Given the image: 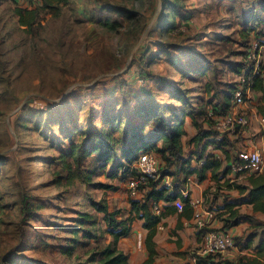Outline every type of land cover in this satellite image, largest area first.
I'll use <instances>...</instances> for the list:
<instances>
[{
  "label": "rangeland",
  "instance_id": "obj_1",
  "mask_svg": "<svg viewBox=\"0 0 264 264\" xmlns=\"http://www.w3.org/2000/svg\"><path fill=\"white\" fill-rule=\"evenodd\" d=\"M256 1L260 9L264 0ZM249 2L69 0L55 16L42 0H0V264H87L112 240L92 202L111 196L112 210L131 214L128 176L98 154L75 164L71 136L80 143L106 130L119 141L132 121L151 138L161 118L178 112L190 155L200 150L193 137L216 134L225 93L247 77L237 69L253 66L256 50L264 57V18L250 28ZM18 7L39 10L32 29L20 24ZM261 132L240 142L243 152H231L230 137L211 151L228 169L229 155L263 149L254 147ZM149 151L180 179L177 162ZM116 154L125 162L121 147ZM248 230L236 234L245 244Z\"/></svg>",
  "mask_w": 264,
  "mask_h": 264
},
{
  "label": "trees",
  "instance_id": "obj_2",
  "mask_svg": "<svg viewBox=\"0 0 264 264\" xmlns=\"http://www.w3.org/2000/svg\"><path fill=\"white\" fill-rule=\"evenodd\" d=\"M43 6L42 8L53 15H59L61 11V5H65L69 0H42ZM259 4L256 0L253 1L251 6L248 7V15L245 16L247 21L250 23L252 28L254 23H258L259 19L263 21V17H261L256 10L259 8L254 7V5ZM263 3V2H262ZM254 7V8H253ZM260 7L264 9V5ZM17 15L19 16V22L25 29H32V27L36 24L39 18V10L36 8H25L18 7L16 9ZM264 42V37H263ZM253 66L243 69H237L238 72L249 76L253 72ZM196 73L206 74V69L202 68L196 69ZM230 87L233 91L228 89V92L225 93L224 103L227 106L226 113L232 111V106L234 105L232 101L235 98V92L238 90V84H232ZM252 89H264L261 83L260 74H256L255 82L252 85ZM176 108V107H175ZM231 109V110H230ZM230 110V111H229ZM178 112V111H177ZM175 113V112H174ZM225 113V114H226ZM151 116V115H149ZM165 118H161L162 125L153 130L151 138H144L142 136L144 128L137 126L130 121L128 124V128L125 131V135L123 136V140L120 138L119 141L115 140L113 134L107 132L106 130H102L99 134L94 135L93 131L89 132V135L92 137L84 136L81 138V142L77 143L73 140L70 146L69 156H71L75 162V164L79 165L82 159V156H90L93 154H98L99 157L104 161V164H108L113 161L116 167V170H123V173L128 176H136L138 175L136 169L133 165L138 159L139 155L142 152H150L149 150H153L159 153L164 159L169 161V165L178 163V168L188 175L196 174L200 179H204L206 177V171L211 170L213 172V177L218 179L220 170L225 173V177L229 174L230 169L232 168V164L239 161L238 158L229 157V165L230 168L226 169L223 166V161L217 159L214 154H210L207 157L205 162L200 167H193L191 160L187 159L188 156H185V151L183 147V138L187 135V130L185 128V115H182L181 112L175 114H167L164 116ZM118 121V120H117ZM117 121L114 122L113 128L117 129ZM126 136V137H125ZM209 137L208 143L214 144L215 147H219L222 144H225L228 138H224L220 142H216L214 136H208V134H198L191 139V142H194L199 145V143L205 139V137ZM206 137V138H207ZM139 141L141 144H139ZM229 141V140H228ZM160 142L162 143L160 145ZM123 150V156L125 162H121V159L116 156L120 149ZM221 147L226 148V146L222 145ZM206 151V145L203 146L202 149L193 152L190 157H196L198 162L202 160L204 157V153ZM227 151V150H226ZM228 152V151H227ZM216 157V158H215ZM249 169V168H248ZM247 170V169H246ZM239 171V172H245ZM166 171V170H165ZM162 171L163 173H166ZM87 180L90 176H86ZM179 179V178H177ZM249 186L236 184V187L241 190V192H245L249 187V194L247 203L253 205L254 211H261L264 213V171L256 172L248 177ZM104 186V184H102ZM151 188L146 190V195L143 200H133V209L131 214L127 217L121 216V209L112 210L105 199H101L99 201H93L92 205L96 209L97 212L102 213L103 220L106 224V231L112 236V240L108 242L103 248L97 250L91 257V260L87 264H130L129 255L119 247V242L122 238L127 237L131 232V225L136 218L144 220V227L148 229V235L146 238V245L149 251V257L146 260V264L153 263L155 260V256L157 254L156 251V242L154 237L156 235V230L159 222L162 220V217L174 213L178 210V207L171 204L174 201L180 199L183 203L182 214L186 217H190L191 215L187 212L189 207H191L189 203V198L185 197L182 193L176 190H169L167 187L161 186L157 188L155 184H151ZM105 187H108L105 185ZM165 201L170 205L164 206V211L161 215L154 214L150 209V201ZM237 203L235 202H224L223 204L217 207L218 213L217 218L221 219L224 224L221 228H214L225 230L231 228L235 225H238L241 214L239 213L238 208H236ZM84 218L90 217L89 214H84ZM236 239L239 241L238 244L243 246L241 240L238 236ZM252 239H248V242L244 246L245 248H249L252 243ZM255 250L254 255L248 256L245 255L240 258L239 261H228L229 264H264V233L260 238L258 243L254 245Z\"/></svg>",
  "mask_w": 264,
  "mask_h": 264
},
{
  "label": "crops",
  "instance_id": "obj_3",
  "mask_svg": "<svg viewBox=\"0 0 264 264\" xmlns=\"http://www.w3.org/2000/svg\"><path fill=\"white\" fill-rule=\"evenodd\" d=\"M252 2L253 0H251L248 5L251 6ZM246 9H248V7H246ZM256 13L264 18V9H257ZM260 57H262V55ZM247 98L251 99H245L241 102L232 101L233 104H235L232 106V110L237 111V108H241L240 112L248 114L250 118L249 126L240 128L234 138H232V135L229 136L232 153H237L240 150L242 151L240 142L244 139L247 142L250 135L255 132L256 129L262 132L261 135H259L261 139H259V142L254 147L264 146V89L249 90ZM246 105L248 108L245 107ZM250 105L252 106L250 107ZM209 139V137L203 139L198 145L199 149H202L203 146L206 145V151L204 157L197 163L196 167H200L202 162H205L211 153L218 157L215 151H211V149L215 148V145L210 142L208 143L207 140ZM232 145H234L233 148ZM183 147L185 156H190L191 150H187L184 138ZM228 151H230L229 148ZM247 156L237 154L236 158L239 160L237 162L246 161L244 158ZM191 161L195 162L193 160ZM258 171H264V165L258 168L249 166V169L245 172L232 171L230 174L226 175V179L225 177L221 179V175H219L218 179L214 178L213 172L210 169L206 171V177L204 179H200L199 177L195 178L194 175L196 174H191L186 177V174L183 172H181L180 179H176L175 176L171 174L175 182L174 190L180 193H182V191H189L191 198H199L203 203L200 207H194L192 205L189 207L187 212L191 215L190 217L183 215V210H177L174 213L162 217L154 237L157 254L154 262L150 264H182L188 261L189 253L195 251L201 241V233H199L200 230L196 224L197 220L199 218H205L207 216V211L210 209L216 210L219 205L226 201L237 203L236 208H238L241 214L238 225L228 228L227 231L237 236V233L241 234L243 230L249 228L250 230H248V233L250 232L249 234H251L249 238L252 239V241L256 239L254 243V245H256L264 233V213L261 211H254L253 205L246 202L249 198V187L242 193L241 190L236 187V184L249 186L248 177ZM108 199L109 206L112 208L114 206L111 204L112 197L109 196ZM180 203L181 201L178 199L171 204L179 206ZM166 205L170 204L166 202ZM217 213L218 211H216L214 218L207 222V228H221L223 226L224 222L217 218ZM143 224V219L136 218L131 225L130 234L122 238L119 242V247L129 255L130 264H146L145 262L149 257V251L146 245L148 229H146ZM248 250L251 252H248ZM254 252L255 250L252 248L247 249L240 246L229 250L226 255L230 261H239L240 258L245 255H254Z\"/></svg>",
  "mask_w": 264,
  "mask_h": 264
},
{
  "label": "built area",
  "instance_id": "obj_4",
  "mask_svg": "<svg viewBox=\"0 0 264 264\" xmlns=\"http://www.w3.org/2000/svg\"><path fill=\"white\" fill-rule=\"evenodd\" d=\"M17 2H23L24 0H15ZM260 47L264 48V45ZM261 50V49H260ZM257 51L254 54L253 72L247 76L243 83L239 85L238 90L235 92V101L241 102L252 89V85L255 82L256 74H260L261 83L264 88V57L262 51ZM250 124V118L246 113L232 110L223 115L216 123V134L214 139L216 142L222 141L225 137L229 138L232 134H237L240 128H245ZM242 162H235L232 164L234 171H244L249 166H263L264 165V149L255 148L249 152L248 156L244 158ZM204 162H202L203 164ZM138 175L130 176L128 178V194L135 200H143L141 197L146 190L151 188V184H155L157 188L164 186L169 190L175 189L174 178L171 174H164L159 166L158 157L152 152H142L133 166ZM185 197L189 198L190 205L194 207H200L202 201L199 198H191L189 191H182ZM145 198V197H144ZM181 201V200H180ZM165 201H150V209L156 215H161L164 211ZM178 210L182 211L183 203L177 206ZM217 210V209H216ZM215 209L207 211L205 218H199L196 222L197 227L201 233V241L195 251H192L188 255V261L182 264H229L226 253L229 250L240 247L235 235H232L228 231L208 228L207 222L214 218L216 213ZM2 211V204L0 202V212ZM246 239H242V244Z\"/></svg>",
  "mask_w": 264,
  "mask_h": 264
},
{
  "label": "bare ground",
  "instance_id": "obj_5",
  "mask_svg": "<svg viewBox=\"0 0 264 264\" xmlns=\"http://www.w3.org/2000/svg\"><path fill=\"white\" fill-rule=\"evenodd\" d=\"M203 203V202H202ZM227 230V229H226ZM235 232V231H234Z\"/></svg>",
  "mask_w": 264,
  "mask_h": 264
}]
</instances>
